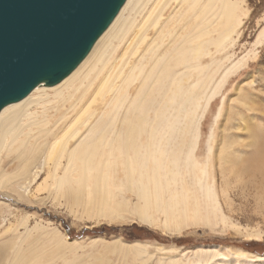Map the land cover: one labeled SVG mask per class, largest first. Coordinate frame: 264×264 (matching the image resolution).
<instances>
[{
    "label": "bare ground",
    "instance_id": "bare-ground-1",
    "mask_svg": "<svg viewBox=\"0 0 264 264\" xmlns=\"http://www.w3.org/2000/svg\"><path fill=\"white\" fill-rule=\"evenodd\" d=\"M241 2L124 0L68 74L54 84L40 81L1 107L0 192L6 188L8 196H21L24 188L34 196L45 191L46 197L75 205L96 222L135 218L176 231L230 223L221 201L229 208V176L264 175V158L248 159L242 156L245 150L237 154L231 142L223 141L219 189L216 120L205 139L201 124L212 99L251 57L244 54L229 66H224L226 55L216 57L238 32ZM263 37L264 25L256 41ZM219 114L220 108L214 118ZM41 170L46 175L31 193L29 186ZM261 205L264 209V201ZM5 212L11 213L3 210V220ZM16 219L0 233V264H55L33 253L34 232L48 227L36 221L30 227L27 215ZM248 231L249 238L263 237L259 228ZM50 232L61 247L69 245L54 228ZM204 249L187 262L168 264H202L219 254Z\"/></svg>",
    "mask_w": 264,
    "mask_h": 264
},
{
    "label": "rangeland",
    "instance_id": "rangeland-1",
    "mask_svg": "<svg viewBox=\"0 0 264 264\" xmlns=\"http://www.w3.org/2000/svg\"><path fill=\"white\" fill-rule=\"evenodd\" d=\"M241 1L243 14L238 32L234 34L228 47L217 53L216 57L223 59L224 55L227 56L224 66L231 65L244 54L251 57L241 69L229 77L219 94L212 99L201 124L202 139H205L212 122L216 120L213 122V145L219 189L224 179L217 168L218 147L220 148L223 141L231 142V147L237 154L245 150L242 156L247 154L248 159L264 158V37L260 42L256 41L264 25V0ZM216 79L219 80L217 75ZM219 108L220 114L215 119ZM202 139L200 144L203 147ZM13 167L14 165H10L5 168L11 171ZM43 172L39 171L30 184L31 193L46 175ZM255 174L251 178L244 174L242 179L240 177L237 180L234 179L235 176H229V184L225 185L229 190V208L222 198L221 201L230 223H217L213 227L205 224L189 225L180 231L149 225L135 218L96 222L97 220L82 213L79 207H66L58 204L57 199L46 197L45 191L29 196V192H24L22 188L23 195L8 196L5 188V193L0 192V233H4L9 221L15 223L18 216L27 215L30 227L35 221L46 225V230L34 232L33 253H42L43 259L53 258L55 264H168L178 260L187 262L195 251L204 248V251L219 250V254L202 264H264V233L261 238H249L247 235L251 228L264 231V209L261 205L264 201V175L258 172ZM244 182L246 189L242 187ZM6 203L11 205V209L5 206ZM6 208L11 213L5 212L4 215H8L3 220L2 211ZM50 228L55 229L56 237L66 239L69 245L61 247L57 244ZM17 229L23 232V224H18ZM26 245L27 241L22 247ZM240 250L254 255L238 257L236 253ZM63 257L74 261L64 263Z\"/></svg>",
    "mask_w": 264,
    "mask_h": 264
},
{
    "label": "water",
    "instance_id": "water-1",
    "mask_svg": "<svg viewBox=\"0 0 264 264\" xmlns=\"http://www.w3.org/2000/svg\"><path fill=\"white\" fill-rule=\"evenodd\" d=\"M124 0H0V109L68 74Z\"/></svg>",
    "mask_w": 264,
    "mask_h": 264
}]
</instances>
